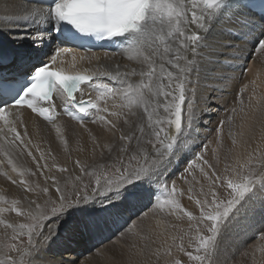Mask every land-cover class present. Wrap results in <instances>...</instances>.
Masks as SVG:
<instances>
[{
  "label": "snow or ice",
  "instance_id": "6c2138e0",
  "mask_svg": "<svg viewBox=\"0 0 264 264\" xmlns=\"http://www.w3.org/2000/svg\"><path fill=\"white\" fill-rule=\"evenodd\" d=\"M46 3L47 7L27 9L23 16L6 17L7 23L0 24V31L20 27V20L51 24L63 40L84 47L86 52L92 51L91 41L106 42L115 52L136 63L138 69L122 72L117 65L114 73L95 70L80 74L63 67L53 68L57 57L74 49L56 47L54 54L48 55L41 48L46 35L51 34L47 31L32 33L30 38L35 47L28 50L0 48V165L18 172V179L7 172L4 175L12 185L22 189L20 200L6 201L8 206L0 207V264H40L41 253L73 210L84 213L75 225L77 233L114 230L117 240L149 239L154 231L167 229L166 220L173 216L179 219L177 214H184L178 197L185 193L189 200H195L199 212L196 216L190 211L186 213L189 229L199 234L197 254L193 256L192 251L186 250L183 235H173V244L165 249V255L171 259L165 264H182L173 254V247L186 257L183 264H230L239 251V248L231 250L230 238L237 236V230L251 212L258 207L264 209V150L256 149L242 162L236 159L221 169L217 166L218 155L211 163L205 158L211 142H196L199 136L196 126L201 113L210 112V105L216 103L203 90L210 83L233 79L224 72L225 67L233 65H226L221 57L243 61L244 51H249L222 39L223 34L243 39L247 44L251 42V52L264 55V11L258 16L248 11L250 6L264 10V2L46 0ZM250 29H259L251 41L246 35ZM241 30L243 35H238ZM14 39L23 36L16 35ZM225 48L240 50L225 53L222 51ZM80 59L98 60L99 56L93 53L91 57L81 55ZM72 60H76L75 55ZM82 84L97 94L85 99L86 93L80 91ZM247 87L241 88L240 93ZM251 100L249 97L250 108ZM57 103L61 105L60 111ZM239 105H243V99ZM24 109L43 117L58 133L56 120L60 112L81 126H85L86 119L98 123L109 134V142L100 144L93 136L92 151L95 154L99 147L100 159L89 165L75 160L73 170L79 166L83 175H74L69 167L63 166L58 167L61 174L58 176L47 162L40 163L45 160V153L38 146L35 149L39 159L32 154L30 141L26 142L27 127L20 129L23 121L19 117ZM229 111L231 115L227 121H220V129L225 123L231 129L238 108ZM86 130L91 136V130ZM197 148L201 151L196 152ZM21 154L35 162L43 186L34 179L37 172L18 169ZM181 166L180 179L187 185L184 189L170 179L175 175L173 169ZM93 167L98 172L94 173L95 183H84L87 170ZM26 172L33 178L31 182L24 179ZM195 185H199L197 197L193 196ZM40 197L44 199L38 203ZM86 205L89 207L85 208ZM13 212L17 216L10 222L6 214ZM150 215L163 217L156 220L155 228L147 223ZM20 218L25 222L17 223ZM251 238L264 241V228L253 230ZM178 239L180 243H176ZM156 254L159 255V250ZM95 255L102 257L103 253L98 250Z\"/></svg>",
  "mask_w": 264,
  "mask_h": 264
},
{
  "label": "bare ground",
  "instance_id": "6f19581e",
  "mask_svg": "<svg viewBox=\"0 0 264 264\" xmlns=\"http://www.w3.org/2000/svg\"><path fill=\"white\" fill-rule=\"evenodd\" d=\"M40 6L43 5L29 0H0V24L7 23L5 20L6 17H20L25 15L27 9ZM248 11L250 15L257 16L250 10ZM19 24L20 27L12 28L9 32L0 31V48H3L5 50L12 48L19 50H28L30 47H35L34 42L30 38V35L32 33L43 34L44 31H47L51 34L46 35L41 48L44 52H47L48 55L53 54L52 51L54 50V46H58L56 45L57 41H55L54 37V32L56 31L54 30L53 25H41L36 23L35 20H33L31 23H29L28 21L20 20ZM258 30L259 29L248 30L246 35H248L249 41L252 40V37ZM16 35H22L23 39H14V36ZM238 35H243V30H241ZM222 39L239 45L241 48L246 47L247 49H249V51H244L245 59L243 61H233L231 56L221 57L226 65H233L224 68V72L227 75L233 77V79L227 81L226 83H210L209 87L203 90L204 93L208 95L210 99L215 100L216 103L210 105L212 109L210 112L201 113L200 123L196 126V130L199 133L196 142H204L206 140L205 137L207 138V135L210 132V129L217 126L218 120L227 121V117L231 115V112L229 110L232 108L233 104L240 101L241 99L252 97V115H249V117L246 118L243 128L237 133V129L235 128V123L233 121L231 129L228 123H225L223 128L221 129V131H223L226 135L225 138H228L229 145L231 146V148L233 147L232 149H234L235 154H233V157L235 155L237 159L242 161L244 154L249 155L254 150H256L258 146L259 148H262L260 146V143L263 144L264 142V123L263 125H261L264 117V63H262L261 61H264V55H261L259 52L252 53L251 42L247 44L245 40L234 38L233 36L228 34H223ZM239 50L240 49L234 50L231 48H225L222 51L225 53H233L234 51L238 52ZM105 52L108 53L107 58L105 57ZM94 53L99 56L98 60L80 59L81 55H87L91 57L93 53L85 54L80 51H75L71 54L62 53L59 57H57L55 64L57 67H63L66 71L70 72L107 70L114 73L117 65L120 66V71L122 72L131 68L138 69V65L136 63L130 61L127 56L121 55L118 52L96 51ZM73 55L76 56L75 61L72 60ZM250 58L251 67L249 69V73H242V66ZM133 79L136 78L133 77ZM101 82L108 81L102 80ZM245 85H247L248 87L241 94L240 89ZM89 91L90 90L88 88L85 90L86 95L84 98L95 96L97 94L94 91H91L88 94ZM231 101L232 103L231 105H229ZM56 106L60 111L61 105L57 103ZM220 106H223V108L226 109V112H224V114L220 112ZM19 119L23 121V123L20 125V129L27 127L28 136L26 138V142L30 141V150L32 151V154L37 156V158L39 159V153L35 149V146H38L45 153V160L40 161V163L43 164L47 162L49 164V167L52 168L53 173L57 174L58 176L61 175L58 173V167L63 166L69 167L70 171H73L74 175H83L78 171L79 166H76V170H73V164L75 160H80L82 164L89 165L94 164L100 159L99 147H97L95 154L92 151L93 136L97 138L100 144L109 142V134L103 130L101 125H99L98 123H92L89 120H85L86 127L81 126L74 118L68 117L64 112H60V115L56 120L57 125L60 128L59 133L56 131V128L52 127L51 123H48L37 113L31 112V110L24 109L21 112ZM86 129L91 130V136ZM260 134L262 137L260 136ZM61 136L64 137V140H61ZM64 141H67V143H65ZM233 141H235V143ZM219 143L220 142L217 141V144ZM226 145H228V143ZM210 147L213 148L212 145H210ZM211 148L208 147V149ZM197 150H199V148L195 149L196 152ZM210 152L211 151L207 152L208 156L211 155ZM225 152L226 151H224V153ZM223 155L221 156L223 157ZM53 157L55 158V161H53ZM224 158L226 159V157ZM54 163L55 167L53 166ZM17 167L20 170L31 169V171L37 172L35 162H33L31 160V157L27 156L26 154L19 155ZM178 168L179 167L174 168L173 172ZM5 172L11 175L13 179L19 178L18 172H12L10 166L0 165V207H7L8 204L5 203L6 201L11 202L12 200H20V192L22 191L19 185H12L11 182L7 180V177L4 175ZM44 172L45 174H47V170H44ZM94 173L98 174L96 168H89L87 170V176L84 177V183H86L87 180L95 177ZM24 179H29L31 182V179L33 178L28 177L26 172ZM34 179H37L41 183V186H43V177L40 176L39 172H37V176ZM31 198L36 199L35 196ZM43 199L44 197H40L37 202L39 203L43 201ZM21 203H23V201H21ZM94 206L99 207L98 204ZM87 207L89 206L86 205L85 208ZM256 209H258V214H252L253 216L251 217V222L249 221L247 226L245 225V222L247 221L245 219L242 227L237 230V236L232 237V239H236V243H239L237 241H246L250 239L252 237L253 230H257V227H259L255 225L256 220L264 217V209H261L259 207ZM6 215L10 222L12 221L13 217L17 216L15 212L7 213ZM82 215H84V213L78 210H73L71 215H69L64 221L61 222V227L58 235L53 238L50 245L41 253L40 264H141V261L145 259L139 256L142 251L140 252V250H133V248L127 243L128 239L117 240V238L113 236L114 230H105L103 232L91 234L86 232L77 233V231L74 230L75 225ZM157 219H163V217H152L150 215L147 223L151 224L155 228ZM24 222L25 221L22 218L17 220V223ZM246 228L249 229L247 232ZM168 231L170 230L166 229L154 231L147 241H164L165 236H167L169 233ZM240 234L244 235V239L239 236ZM110 238L111 241L109 240ZM152 242H144L145 246H142L143 250L146 252H151L154 247ZM100 243L102 244L99 245ZM230 248L232 249V247ZM98 250L103 253L102 257L95 255ZM232 259L234 260V258Z\"/></svg>",
  "mask_w": 264,
  "mask_h": 264
},
{
  "label": "rangeland",
  "instance_id": "374dc122",
  "mask_svg": "<svg viewBox=\"0 0 264 264\" xmlns=\"http://www.w3.org/2000/svg\"><path fill=\"white\" fill-rule=\"evenodd\" d=\"M250 67H251V58L249 60H247V62L242 66L241 72L248 74ZM89 93H90V91L88 92V94ZM231 103H232V101L229 103V105H231ZM251 105L252 106L250 108L249 107V98L248 97L246 99H243V105L242 106L239 105V101L236 102L235 104H233L232 107H237L238 108L237 114L235 115V118H234V123H235V128L237 129V133L243 128V127H241V125H244L246 118H248L249 115H252L251 114L252 113L251 110H252L253 104L251 103ZM240 107L243 108L242 111L240 110ZM219 110H220V112L222 114H224V112H226V109L223 108V106H220ZM219 123H220V120H218L217 126H215V128H211L210 129V132L207 135V139L204 141V143H207L208 141H210L211 143L208 144L209 145L208 147L211 148L210 145L213 146V148L208 149V151H211L210 152L211 155L208 156L207 153H206V157L205 158L209 159V161L211 163V162H214L216 156L218 155L219 158H220V163L217 166L222 169L225 164H232L233 161L236 160L237 158L235 157V155L233 157V154H235L234 153V149H232L233 147L231 148V146L229 145L228 138H225L226 135L224 134V132L221 131V129L218 127ZM263 123H264V117H263V121H262L261 125H263ZM260 136H261V134H260ZM217 141L220 142V143L217 144ZM227 143H228V145H226ZM218 145H219V148H218ZM260 146L262 148H259V146H258L257 149H262L263 150L264 149V142H263V144L260 143ZM213 149H217V152H213L212 151ZM199 151H201L200 148H199V150H197V152H199ZM224 151H226V152L224 153ZM229 151H230V154H229ZM223 154L224 155L227 154V155L224 156ZM221 155H223V157ZM229 155H230V158H229ZM247 156L248 155L244 154L243 155V159H245ZM224 157H226V159ZM182 170H183L182 166L179 167L177 170L174 171L175 175L171 176L170 179L176 180L177 181V186L179 188H181V189H184V188L187 187V185L182 183V181L180 179V174H181ZM198 179H199V177H198ZM90 181H91L92 184H94L95 183V177L91 178L90 180H87L86 183H89ZM198 195H199V185H195L194 186V190H193V196L197 197ZM178 199H179L180 204L182 205V209L184 211V214L181 215V214L178 213L177 215H180L179 219H177L176 216H173L169 220H166L167 222H165V223L167 224V230L169 229L170 231H168L169 233H168L167 236H165L166 239L164 238V241L163 240H157V241H155V240L153 241L152 240L154 243L151 241L153 246H154L153 249L151 250V252H146L142 248V246L143 247L145 246L144 242L151 243V242L147 241L148 239L128 238L127 243L133 248V250H137V251L140 250V252L142 251L143 254L141 253L142 255L139 254V256H141V258H145V259H143L141 261V264H165L166 260H170L171 257H168V256L165 255V249H166V247L168 245H172L173 244V241L171 239V237L173 235H175L177 237H180V236L183 235V243H184V246H185L186 250L187 251H192L193 252V256H195L197 254L196 249H197L198 242H199V234H197L196 232H194V231L189 229V220H188V217L186 215V213L189 212V211L192 212L194 216L199 214L198 209L195 206V200L194 199L193 200H189L187 193H185L183 196L178 197ZM255 210H256V212H255ZM255 210L253 212H251L247 216V218H246L247 221L245 222L246 226H247L248 222L252 219L251 218L253 216L252 214L253 213H257L258 214V209H255ZM173 225H174V227H173ZM255 225L259 226V227H257V230L264 228V217L263 218H259L258 220H256V224ZM248 230L249 229L246 228V232ZM202 234H206V233H202ZM142 235H144V234H142ZM239 236L244 239V235L243 234H240ZM114 239H115V237H114ZM230 239L231 240H229L228 244H229L230 247H232V249H231L232 251H237V248L240 247L239 248V252H237V256L235 255V257H233L234 260L231 259L230 264H261V262L264 261V251H261V247H264V242L260 241L259 239H255L254 240V239L250 238V239H248L246 241H237L239 243H236V239H232V238H230ZM254 241L257 242V243H255ZM176 243H180V240L178 239L176 241ZM241 243H246V245H247L246 247L247 248L240 246ZM101 244L102 243H100L99 245H101ZM233 245H234L235 248L233 247ZM253 246H255V247H253ZM249 247H250V249H249ZM157 250H159V255L156 254ZM172 251H173V254L178 259L182 260V264H183V262L186 261V257L184 256V254L178 253L176 251L175 247L172 248ZM253 252H254V256H253ZM245 253H248V255H245Z\"/></svg>",
  "mask_w": 264,
  "mask_h": 264
}]
</instances>
